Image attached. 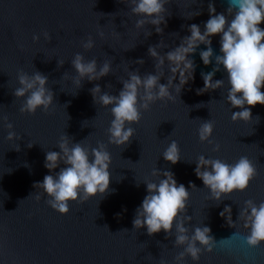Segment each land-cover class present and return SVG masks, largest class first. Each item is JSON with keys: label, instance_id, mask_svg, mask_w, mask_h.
I'll return each mask as SVG.
<instances>
[{"label": "water", "instance_id": "obj_1", "mask_svg": "<svg viewBox=\"0 0 264 264\" xmlns=\"http://www.w3.org/2000/svg\"><path fill=\"white\" fill-rule=\"evenodd\" d=\"M209 2L169 0L166 8L170 15L165 17L166 26L160 25L163 33L158 34L153 25L136 28L137 20L143 17L132 14L127 4L130 0H0V264H178L176 257L184 246H175V229L172 236L163 230L150 236L146 228L133 227L136 209L148 194L145 182L158 183L164 178L153 176V169L171 171L178 184L188 188L190 200L182 215L192 218L185 220L189 235L197 226H208L214 238L211 252L198 244L202 249L199 260L185 256L179 264H264V243L248 245L249 221L239 215L245 201L264 202V105L251 109L253 121L233 122L232 113L240 109L227 101L231 85L223 68L214 80L223 79L224 87L197 94L196 90L204 87L201 73L215 67L214 59L205 66L200 58L199 52L207 50L206 45H200L191 57L196 62L195 80L179 96L170 89L175 101L157 100L149 110L141 109L140 122L129 125L136 133L123 147L109 143L108 129L114 119L111 106L96 104L90 91L99 84L102 92L118 96L129 71H139L141 76L159 74L149 47L163 41L166 46L158 49L163 55L190 35L191 24H198L203 31L210 18ZM211 2L217 13L229 16V0ZM197 12L201 14L193 16ZM259 27L264 28V23ZM45 31L52 37L50 42L43 36ZM148 31L151 36H147ZM34 35L40 36L38 42ZM89 36L95 46L86 51L82 44ZM211 39L215 54H221V37ZM77 53L86 61L96 59L100 66L110 62L112 72L97 81L85 80L78 89L73 82L78 74L71 63ZM140 59L143 64L135 62ZM59 60L65 61L63 66ZM21 71L30 75L39 71L48 77L54 103L46 113L42 108L35 115L20 112L25 101L13 93L19 87ZM159 71L164 74L160 83L167 84L171 75L167 61ZM175 83H179L178 78ZM4 117L21 139H7ZM208 120L214 123L213 136L211 142H201L198 129ZM63 135L86 148L102 142L112 157L108 194L83 204L70 202L68 214L53 209L46 202L47 194L34 187L45 175L53 174L44 166L46 153L60 151L58 143ZM173 140L181 149L177 164L162 155ZM216 144L219 152L214 151ZM201 155L229 164L246 156L258 174L245 191L237 190L215 201L195 174ZM62 167L61 162L55 171ZM37 195L41 196L39 201ZM226 206L232 211L222 217ZM124 229L128 231L122 232Z\"/></svg>", "mask_w": 264, "mask_h": 264}, {"label": "clouds", "instance_id": "obj_2", "mask_svg": "<svg viewBox=\"0 0 264 264\" xmlns=\"http://www.w3.org/2000/svg\"><path fill=\"white\" fill-rule=\"evenodd\" d=\"M168 3L169 0H130L127 4L131 5L133 15L143 17L137 20L136 28L153 25L155 31L162 34L163 28L160 25L166 26L165 17L170 15L166 8ZM229 5L228 14L232 17L230 21L229 16L216 12L215 4L210 0V18L205 22L203 31L198 24H191L188 27L190 35L183 37L178 47L163 55L158 51L166 46L163 41L159 45L150 46L148 54L158 62L155 67L159 74L149 73L141 76L139 71H129V78L121 81L123 88L118 96L102 92L99 84L90 90L96 104L111 106L114 119L108 129L109 143L121 147L129 144L136 133L129 125L140 122L141 109L149 110L151 104L157 100L175 101L177 97L170 89H174L179 96L184 87L195 80L196 62L191 57L196 54L200 45L207 46V50L199 52L203 64L211 65L214 59L215 67L211 72L201 73L204 87L197 89V94L202 95L224 87L223 79L214 80L216 73L223 68L231 85L227 101L232 108L240 109L232 113L233 122L253 121L251 109L264 105V28L259 27L264 23V0H229ZM200 14L197 12L193 16ZM99 35L103 36V33L100 32ZM151 35V31H148L147 36ZM216 35L221 37L219 55H216L212 48L211 38ZM43 36L49 42L52 39L47 31ZM33 40L38 42L40 36L34 35ZM82 46L86 51L91 50L95 41L89 36ZM165 61L171 72L167 84L160 83L164 74L159 70ZM64 62L59 60V66H63ZM135 62L143 64L144 60ZM71 63L78 74L73 78L78 89L83 86V81H97L112 72L110 62L100 66L96 59L86 61L80 53L75 55ZM67 77L68 73H65L63 78ZM177 78L179 83H175ZM18 83L19 87L13 94L17 99L25 101L20 107L21 113L35 115L41 108L46 113L54 103V93L48 88V77L43 73L36 71L30 75L21 71ZM4 120L7 122V117H4ZM256 123H259L258 116ZM6 126L9 129V141L22 138L13 130L12 123L7 122ZM213 131V121H204L198 129L200 141L211 142ZM32 146L31 143L28 145L29 148ZM58 147L59 152L46 153L44 166L53 174L45 175L42 182L34 184L35 188L39 186L43 194H47L48 205L61 214H68L70 202L78 201L83 204L92 198L108 194L112 157L104 143H99L98 147L86 148L82 143H73L67 135H63ZM16 150L19 151L20 148ZM214 151H220L219 144L215 145ZM162 155L171 164L180 162L182 156L179 143L173 140ZM61 162L65 167L56 172ZM195 174L210 190L212 198L220 202L237 190L243 192L248 189L258 172L256 165L246 156H241L235 163L229 164L221 159H208L201 155L197 160ZM152 175L164 178L159 179L158 183L145 182L148 194L136 209L132 221L134 229L146 228L150 236L162 230L172 236L175 229V246H184V250L176 257L178 264L185 256H190L194 261L199 260L202 249L198 244L205 246L209 252L213 250L214 238L211 236L210 227L197 226L194 233L189 235L190 230L185 226V220L190 221L192 218L182 215L186 213L190 200L188 188L184 184H178L171 171L161 173L153 169ZM191 188H196V185L191 184ZM40 198V195L36 196L38 201ZM226 211L231 212L232 209L226 206L221 212L222 217ZM239 215L249 221L250 233L246 238L248 245L259 246L264 243V202L257 205L252 200L245 201V207L240 209ZM125 231L128 230L124 229L122 232Z\"/></svg>", "mask_w": 264, "mask_h": 264}]
</instances>
